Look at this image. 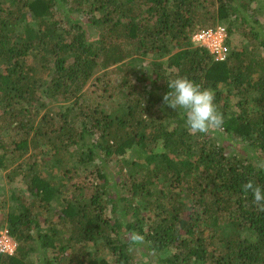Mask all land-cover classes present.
<instances>
[{"label": "trees", "instance_id": "16d2710c", "mask_svg": "<svg viewBox=\"0 0 264 264\" xmlns=\"http://www.w3.org/2000/svg\"><path fill=\"white\" fill-rule=\"evenodd\" d=\"M259 2L0 0V172L27 191H13L0 219L17 243L0 264H264V211L242 191L249 180L264 189ZM217 27L223 62L192 42ZM110 70L123 74L126 103L82 105ZM185 76L214 92L220 129L244 154L212 131L190 134L163 105L168 81ZM43 96L70 106L52 112ZM134 147L144 156L124 161Z\"/></svg>", "mask_w": 264, "mask_h": 264}, {"label": "rangeland", "instance_id": "374dc122", "mask_svg": "<svg viewBox=\"0 0 264 264\" xmlns=\"http://www.w3.org/2000/svg\"><path fill=\"white\" fill-rule=\"evenodd\" d=\"M258 6V7H257ZM258 15H260L261 22H264V0H260L259 3H256V8ZM93 32H95L93 30ZM234 41L239 42L241 40V36L239 34L234 33ZM137 59V60H136ZM130 59L133 63H137L138 66L144 70V67L147 66L146 61L140 58ZM114 69V68H113ZM103 73V74H102ZM104 78H103V77ZM123 74L119 72H115V70H110L108 72H101L98 75L94 76L89 85L87 86L88 89L85 90L83 93L80 103L82 105L88 104L90 106H97L103 107L105 111H110L112 108H115L116 105H124L126 102L123 101L126 96L125 94L129 93V89L126 87L125 84L121 82ZM114 93L115 97H108L109 92ZM101 94V95H100ZM42 101L48 105V108H51L52 112H56L58 108L61 106V109H65L70 106V104H56L50 103L46 99L45 96L41 97ZM237 99L232 101L234 105ZM80 125V122H79ZM212 135L214 139L217 141L219 145H223L229 152L237 153V154H244L245 152V145L244 143H240L238 141L228 139V135L224 132L223 129H214L212 130ZM141 156L144 154L140 153V150L137 147L129 150L125 155L122 156L124 161H134L140 159ZM256 162V160H255ZM111 166L116 169L117 165L114 162ZM7 170H3L0 172V219H2L5 212L8 211V204H10V195L13 191H17L19 193L27 194L26 187L24 182L22 181L21 177H18L13 183H10L6 178ZM3 205L5 207H3ZM50 217L47 213L45 214ZM47 225V224H44ZM140 248H138L135 252L138 253ZM97 253L94 249H92L93 258L96 260L105 259L109 263L112 262L111 256L107 252L99 251ZM152 256V255H151ZM139 257L141 258L140 254ZM146 257V256H145ZM153 258V257H152ZM147 259L145 258L142 261V264H145ZM151 261V260H150Z\"/></svg>", "mask_w": 264, "mask_h": 264}, {"label": "clouds", "instance_id": "9594fccd", "mask_svg": "<svg viewBox=\"0 0 264 264\" xmlns=\"http://www.w3.org/2000/svg\"><path fill=\"white\" fill-rule=\"evenodd\" d=\"M168 87L170 91L163 96L162 103L183 112L186 129L190 134H208L222 127L224 117L214 103L215 95L211 89L202 88L186 76L168 81ZM242 191L251 192L254 205L264 211V189L261 186L249 180L242 185ZM132 241L142 242L143 237L134 233Z\"/></svg>", "mask_w": 264, "mask_h": 264}, {"label": "built area", "instance_id": "2783aa9c", "mask_svg": "<svg viewBox=\"0 0 264 264\" xmlns=\"http://www.w3.org/2000/svg\"><path fill=\"white\" fill-rule=\"evenodd\" d=\"M227 31L225 27L203 29L197 32L192 42L199 47L206 48L214 57L215 61L223 62L228 56L226 45ZM17 250L16 241L9 235L7 229L0 232V254L12 256Z\"/></svg>", "mask_w": 264, "mask_h": 264}]
</instances>
